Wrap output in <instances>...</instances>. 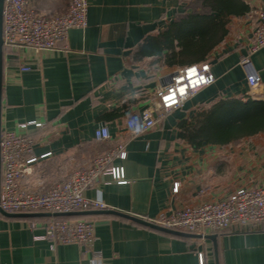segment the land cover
<instances>
[{
	"label": "crops",
	"instance_id": "1",
	"mask_svg": "<svg viewBox=\"0 0 264 264\" xmlns=\"http://www.w3.org/2000/svg\"><path fill=\"white\" fill-rule=\"evenodd\" d=\"M243 1L249 9L264 7V0ZM29 3L38 14L53 15L64 11L68 0ZM192 7L200 9V0H88L86 26L69 29L66 41L55 49L2 45L0 131L34 138L37 160L24 179L30 189L41 191L87 169L117 144L124 143L126 153L111 161L122 166L123 181L102 175L84 190L86 197L104 204L102 209L115 211L78 216L94 222L90 247H50L36 238L44 234L48 220L59 216L0 213V264H198V252L204 264H264V222L250 229L234 226L182 235L131 218L152 223L150 219L184 206L264 183V131L226 144L194 145L181 135V124L215 100L245 98L239 60L253 22L244 14L230 17L225 37L203 60L215 77L212 84L145 133L129 138L124 130L127 114L150 108L155 89L179 67L166 65L145 48L146 40ZM250 58L264 93V47ZM32 121L45 124L37 128ZM103 126L109 137L100 140L96 137ZM35 212L43 211L14 213Z\"/></svg>",
	"mask_w": 264,
	"mask_h": 264
},
{
	"label": "built area",
	"instance_id": "2",
	"mask_svg": "<svg viewBox=\"0 0 264 264\" xmlns=\"http://www.w3.org/2000/svg\"><path fill=\"white\" fill-rule=\"evenodd\" d=\"M87 11L88 0H68L65 10L53 15L38 14L29 0H3L2 45L27 47L34 51L55 49L59 43L66 41L69 29L86 26ZM244 15L253 22L246 51L239 60L247 87L245 98L262 99L264 93L260 76L250 56L264 47V7L250 8ZM214 81L207 60L177 67L170 74L169 81L155 89L150 108L127 114L123 122L124 130L129 138L145 133L166 113L181 106ZM32 123L37 128L45 124L40 121ZM25 125L21 123L19 126ZM108 137L107 128L101 127L96 138L104 140ZM34 142V138L26 133L7 129L0 131V209L5 212L54 213L102 209L104 204L98 199L86 197L84 190L102 175L110 176L113 182L123 181L122 166L112 165L111 162L113 157H125L124 143H120L96 156L87 169L75 170L64 180L41 191L32 190L24 179L37 160L33 152ZM173 189L177 190V183ZM150 221L167 229L201 235L225 231L234 226L250 229L264 222V183L241 186L219 200L184 206ZM33 225L29 223L30 227ZM94 228V222L84 218H51L45 225L44 234L36 238L47 240L50 247L65 243L90 247L95 239ZM197 256L198 264H204L202 253L198 252Z\"/></svg>",
	"mask_w": 264,
	"mask_h": 264
},
{
	"label": "trees",
	"instance_id": "3",
	"mask_svg": "<svg viewBox=\"0 0 264 264\" xmlns=\"http://www.w3.org/2000/svg\"><path fill=\"white\" fill-rule=\"evenodd\" d=\"M248 10L243 0H200V9L192 7L171 21L164 30L147 39L144 47L153 49L168 66L202 62L225 37L230 17ZM261 131H264V100L250 97L219 98L197 111L191 122L181 124L182 137L194 145L226 144ZM65 217L74 216H59Z\"/></svg>",
	"mask_w": 264,
	"mask_h": 264
},
{
	"label": "water",
	"instance_id": "4",
	"mask_svg": "<svg viewBox=\"0 0 264 264\" xmlns=\"http://www.w3.org/2000/svg\"><path fill=\"white\" fill-rule=\"evenodd\" d=\"M2 6H3V0H0V85H1V51H2V38H1V27H2ZM104 212H115L113 210H105V209H84V210H76V211H70V212H54V213H49V212H41V213H10V212H5L3 210L0 209V213L4 214V215H8V216H30V215H37V214H43V215H47V216H82V215H87V214H92V213H104ZM122 214V213H119ZM132 219L141 222L143 224H148L154 228L160 229V230H164V231H168V232H173V233H177V234H182V235H187L190 233L187 232H182V231H176V230H171V229H167L164 227H161L159 225L156 224H152V223H148L142 219H138L136 217H131ZM192 235V234H191ZM209 238H212L211 235L208 236Z\"/></svg>",
	"mask_w": 264,
	"mask_h": 264
},
{
	"label": "snow or ice",
	"instance_id": "5",
	"mask_svg": "<svg viewBox=\"0 0 264 264\" xmlns=\"http://www.w3.org/2000/svg\"><path fill=\"white\" fill-rule=\"evenodd\" d=\"M194 71V70H193Z\"/></svg>",
	"mask_w": 264,
	"mask_h": 264
}]
</instances>
